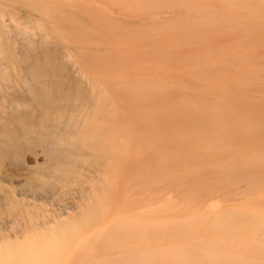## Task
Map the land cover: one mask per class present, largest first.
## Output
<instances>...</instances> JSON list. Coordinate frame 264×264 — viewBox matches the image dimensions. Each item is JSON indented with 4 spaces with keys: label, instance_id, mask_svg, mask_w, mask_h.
I'll list each match as a JSON object with an SVG mask.
<instances>
[{
    "label": "rangeland",
    "instance_id": "obj_1",
    "mask_svg": "<svg viewBox=\"0 0 264 264\" xmlns=\"http://www.w3.org/2000/svg\"><path fill=\"white\" fill-rule=\"evenodd\" d=\"M48 1L52 10L61 5L53 18L75 11L64 19L70 26L63 21L71 30L62 26L70 58L96 64L120 92L130 90L129 138L124 155L113 157L110 199H118L125 177L132 184L121 235L94 244L78 235L62 252L38 237L43 253L33 264L107 263L121 249L149 260L136 264H264V0H164L143 8V0L141 7ZM0 4L22 15L33 9ZM126 12L145 24H121ZM0 60L8 63L7 55ZM178 246L195 251L179 253Z\"/></svg>",
    "mask_w": 264,
    "mask_h": 264
},
{
    "label": "bare ground",
    "instance_id": "obj_2",
    "mask_svg": "<svg viewBox=\"0 0 264 264\" xmlns=\"http://www.w3.org/2000/svg\"><path fill=\"white\" fill-rule=\"evenodd\" d=\"M4 1L0 3L20 1L33 9L22 15L0 4V54H6L8 60H0V264H33L43 253L34 244L38 237L45 236L48 245L62 252L78 235L90 244L104 243L121 235L119 229L129 227L126 210L132 183L125 177L117 189L118 199L113 202L109 195L113 157L124 155L129 138L124 100L130 90L120 92L108 71L96 64L70 58L72 40L64 29L72 23L65 26L64 19L71 20L75 11L69 10L77 3L71 9L65 7V12L72 13H68L70 17L63 11L59 20L53 18L60 12L59 2L53 16L56 8H48L47 0ZM122 1L132 5L140 0ZM146 1L142 8L165 2ZM121 9L114 11L123 16ZM91 12L95 14L88 10V15ZM125 15L130 21L119 17L121 24L146 22L144 16L143 21L137 16L139 23L135 14ZM4 37L14 49L3 43ZM15 58L21 62H12ZM142 131L138 129V135L147 137ZM129 251L121 249L101 264L149 261L137 251L131 255ZM175 251L195 249L178 246ZM44 261L52 264L50 258Z\"/></svg>",
    "mask_w": 264,
    "mask_h": 264
}]
</instances>
